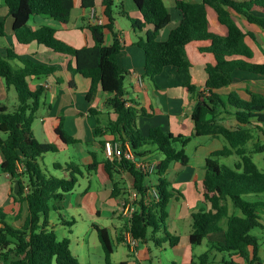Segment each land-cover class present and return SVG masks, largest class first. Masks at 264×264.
Masks as SVG:
<instances>
[{
	"label": "trees",
	"instance_id": "1",
	"mask_svg": "<svg viewBox=\"0 0 264 264\" xmlns=\"http://www.w3.org/2000/svg\"><path fill=\"white\" fill-rule=\"evenodd\" d=\"M174 2L180 20L166 40L160 39L161 33L173 19L164 0H134L140 18H133L125 12L123 3L118 8H121L120 13L129 20L135 31L141 32L150 27L144 37H139L137 44L145 56V79L156 83V78L169 67L190 74L193 64L187 46L194 42H209L210 45L201 47L200 51L215 57V64H208L205 69L207 81L203 91L199 92L191 77L184 83L190 94H197L200 98L192 113L193 136L224 138L229 145L213 153L206 161L202 191L208 207L193 213L190 242L193 246H200L210 235L223 234V240L213 245L217 252L230 257L239 256L247 264H262L258 258V240L250 232L255 228H264L259 215L260 209L264 210V171L252 157L254 153L264 152V146L255 145L253 151H249L247 146L253 139V133L261 131L264 126V93L247 89L248 99H243L234 93L225 96L221 91L230 87L240 72L254 74L264 80V62H251L253 51L245 42L247 35L254 38V34L245 33L233 16L236 13L249 24L264 30V0ZM6 6L13 19L14 36L20 44L36 42L54 53L74 58V65L70 63L68 69L72 74H79L90 81L86 95L88 103H93L100 91L108 95L105 104L110 115L114 114L116 119H110L106 128L97 126L95 137L101 138L103 148L108 141L104 136L108 133L112 141L129 142L138 157L146 155L147 151L143 150L146 146H153L164 156L157 173L160 200L150 207L144 204L150 188L145 185V174L126 162L107 159L104 166L113 182L122 171H127L133 178L134 189L140 194L139 211L134 215L130 227L134 237L143 242L153 238L157 242L156 236L160 230H164L165 240L171 246L178 245L179 237L166 232L167 207L174 194L164 175L174 162L188 164V156L178 146H186L189 138L165 132L159 127L144 134L138 124L144 111L127 105L126 79L130 73L119 62L122 45L115 28V0H103L104 24L88 26L94 45L82 48H75L59 39L56 29L51 26L34 29L30 25V20L35 16L68 24L75 8L74 0H6ZM80 8L94 9L95 0H81ZM208 8L214 10L219 24L227 30L226 35L211 31ZM108 32L113 36L110 45L106 44ZM5 35V25L0 23V39ZM15 60L21 65L14 66L12 61ZM57 71L54 66L22 59L10 48L6 54L0 52V76L17 93L14 110L0 106V131L6 134V138L0 136V151L4 156L1 169L14 185L11 192L14 203L27 206L26 219L19 228L10 222V214L0 208V264H81L71 251L70 240H59L57 234L48 229L50 202H56L53 208L60 213L62 203L77 188L84 170H96L99 163L93 154L94 161L87 167L73 162L65 167L54 165L56 170L68 172V177L48 175L40 158L59 152L60 148L52 143L39 142L32 129L43 104L45 88L32 89L31 80L55 77ZM89 112L92 116L98 115L94 108H90ZM225 113L234 116L239 126L228 127L222 120ZM55 133L66 146L82 143L65 131L63 120L55 127ZM234 154L241 158L239 163L233 167L221 163L220 158ZM121 191L116 181L112 197L117 198ZM247 196H263V201L252 203L245 199ZM231 205L236 212L231 211ZM16 217L21 219V209ZM223 221L226 222L224 227ZM74 223L69 225L73 226ZM94 228L104 250L105 261L111 264L114 253L111 235L106 228L97 225ZM209 262L210 253L207 251L191 264ZM225 264L235 263L226 260Z\"/></svg>",
	"mask_w": 264,
	"mask_h": 264
},
{
	"label": "crops",
	"instance_id": "2",
	"mask_svg": "<svg viewBox=\"0 0 264 264\" xmlns=\"http://www.w3.org/2000/svg\"><path fill=\"white\" fill-rule=\"evenodd\" d=\"M187 1L199 2V0ZM74 4L75 8L72 12V18L66 25L42 16L33 17L30 20V25L34 29L44 25L55 28L57 37L69 45L75 46L76 43L80 42L82 44L80 48L83 46H93L94 42L88 29L89 25H94L91 19L92 10L81 9V0H74ZM76 9H80L81 12L77 14L75 22L71 24ZM94 10L97 12V16L104 17L103 0H95ZM124 10L133 18L141 17V14L135 7L134 0H132L131 8L127 10L124 6ZM174 10L176 11L175 2ZM176 15L178 17L175 18V23H173L174 16L172 14L173 21L161 33V40H166L171 30L178 25L180 19L177 11ZM120 16L125 17L121 13ZM208 16L211 31L215 34L226 35V28L219 24L216 13L213 15L209 14V8ZM233 16L245 33L254 34V38L249 35L245 38V42L253 51L251 62L263 63L264 30L257 25L249 24L243 17L236 13H233ZM0 23H4L6 32L5 37L0 39L1 53L6 54V50L10 48L22 59H32L49 66H54L58 69L55 77L31 80L32 89L41 86L45 88L43 104L37 114H39V112H46V110L49 111L45 117L40 116V122L32 127L35 138L43 143L57 145L60 151L67 149L68 146H66L55 133V127L63 120L65 131L72 137L82 141L81 144L71 145L79 146L81 150L83 149L82 153L85 162L78 165L84 167L89 166L94 161L93 154L99 163L96 170L87 172L86 177L89 181V187L81 196L82 205L90 209V212H88L90 224L85 227V230L87 229L86 232L80 233L81 237H83V241L80 243L81 246L80 244L77 245L78 249L84 254V263L81 264H107L104 250L94 228L95 225L106 228L111 235L114 244L111 264H191L201 256L202 254L196 252L197 246H193L190 242V235L193 227L192 215L200 209L208 207L202 191L207 159L210 158L213 153L221 151L229 145L224 138L193 136L195 128L192 121V113L200 98L197 94H190L184 87V83L191 77L192 83L198 86L199 92L204 90L207 81L205 69L208 64H215V57L210 53H202L200 48L209 46L210 43L194 42L187 46V52L193 64L190 74L179 72L175 68L169 67L156 78V83H153L143 76L145 56L142 49L137 45L136 40L132 38L128 41L125 40L122 33L116 29L122 45L119 62L122 68L130 73L126 79L127 105L144 111V114L138 121L139 127L142 129L143 133L147 135L152 128L159 127L165 132H171L176 136L182 135L189 138L186 146H178V149L184 150L188 156V164L183 165L180 162H174L164 175V179L169 183L174 194L168 205L166 232L174 237H179L180 241L178 245L171 246L170 242L165 240V231L160 230L156 236L157 242H155L153 238L145 242L139 241V245L132 250L124 243L129 219L120 213V206L122 201L126 198L128 186L133 185V178L127 171H122L120 175H117L115 177V182H119L122 191L117 198L112 197L115 182L111 180L105 170L104 162L107 158L104 154V149L100 145L101 138L95 137L97 126L106 128L110 119H116L114 114L111 113L110 115L106 107L105 103L108 99V95L100 91L94 102L91 104L88 103L87 110H84V107L79 105L76 95V92H78L77 83L80 82L83 77L79 74H72L68 69L70 63L74 65V58L54 53L36 42H32L28 45L20 44L14 36L13 19L6 6V0H0ZM213 26L214 28H212ZM148 29H150V27L140 32L132 28V32L139 41V37H144ZM77 32H81L80 35H78ZM108 33L106 34V44L110 45L113 42V36L111 33ZM108 35L110 37H107ZM136 46H138L139 49L135 48ZM12 64L14 66L21 65L18 60L12 61ZM140 78H142L143 83H140ZM83 79L85 80V78ZM89 88L90 81L88 80L85 93L89 91ZM247 89L264 93V80L254 74L240 72L236 75L233 84L222 90L221 93L225 96L234 93L243 99H248L246 93ZM16 101V90L13 87L7 86L4 78L0 76V106L4 105L11 110V105H15ZM80 108L82 110H80ZM90 108L96 109L98 115L92 116L89 112ZM229 111L232 112V109L229 108ZM84 118H86V122L83 121ZM222 120L230 128L239 126V123L232 115L228 116V114L225 113ZM259 132L264 134V129L261 131L259 130ZM37 135L42 137V140H40ZM0 136L4 138L5 135L0 131ZM104 139L111 140L112 137L110 134L106 133ZM143 150L147 151L146 155L143 157L147 160H155L159 163L164 159V156L156 151L153 146H146ZM3 161L4 156L0 151V189H5V191H7L9 199L8 202L6 200L5 204L2 202L0 208L5 209L10 214V219H13L14 226L19 228L26 219L27 209H25V205L20 206L14 203L11 197L14 185L9 176L2 172L1 166ZM68 175V172L65 171V177H68ZM83 177L85 176L83 175ZM94 178H99L97 186H93ZM158 179V176L147 178L145 185L148 187L156 185ZM73 192L66 196L64 202L68 200L69 202H76ZM20 209L22 211V217L18 219L16 215ZM63 210L59 213L60 217H55L56 220H53L54 223L51 224L49 222L48 229L53 230L56 234L57 230H59L62 233V239L68 238L72 246V239L70 236H67V229L65 227L67 226V218L62 215ZM173 214L174 217H172ZM85 220L86 219L83 218L84 222H86ZM74 222L76 223V221ZM71 231L72 230H70V235H73ZM81 237L76 235L75 240L80 241ZM96 239L98 244L95 242ZM222 240L223 234H214L210 235L204 242H207V247L210 250L215 243L221 242ZM91 241L93 245H91ZM153 245L156 246L157 251L153 249ZM169 250L171 253H169ZM120 251L123 252L125 258L116 261L115 255ZM213 251L214 253L212 256H214L213 258L217 261L218 252L215 251V249ZM157 253L161 255V258L159 257L157 263H153V255ZM163 254L166 256V260L162 259V256H164ZM233 257L231 258L235 264H247L241 257ZM225 261L226 259L223 256L220 258L219 264H225Z\"/></svg>",
	"mask_w": 264,
	"mask_h": 264
},
{
	"label": "rangeland",
	"instance_id": "3",
	"mask_svg": "<svg viewBox=\"0 0 264 264\" xmlns=\"http://www.w3.org/2000/svg\"><path fill=\"white\" fill-rule=\"evenodd\" d=\"M115 3H116V7H115V9H116V25H115V28L122 33V36L125 40L128 41V40H130V38H132V39L136 40V42L138 44V39L135 38V35L132 32L131 23L129 22V20L126 17L120 16V9L121 8H118L121 6V3H123L125 8L127 10H129L131 8L132 0H115ZM165 3L168 6V8L170 9V11L172 12V14L174 16L173 23H175V20H176L175 18L178 16L176 15V11L174 10V0H165ZM80 12H81L80 9L75 10L71 24H73V22H75V17ZM209 14L210 15L215 14L214 10L209 8ZM212 28H214V26ZM80 33L81 32H77L78 35H80ZM107 37H110V36L108 35ZM81 39H82V37H81ZM81 46H82V44L80 42H78L73 47L80 48ZM135 48L139 49L138 46H136ZM87 82H88V80H86V79L84 80L82 78L80 80V82L77 83V85H78L77 91L78 92H76V95H77L78 101H79V105L83 106L84 110H87V108H88V102L86 100L87 93H85ZM11 106H12L11 110H14V108L17 106V101H16L15 105H11ZM80 110H82V109L80 108ZM76 111L78 112L77 109H76ZM48 112H49L48 110H46V112H39V114H37V116L34 119L33 126H35L37 123L40 122V116L45 117ZM83 121L86 122L87 121L86 118H84ZM263 129H264V126H263ZM4 135L6 136V134H4ZM5 136H4V138H6ZM39 138H40V140H42L41 139L42 137H39ZM39 142H41V141H39ZM255 145H259V146L263 145L264 146V134L259 132V131H255V133H253V139L251 140V142H249V144L247 146L248 150L249 151L255 150ZM82 150H81V148H79V146H68L67 149H63L59 152L48 153V154L43 155V157L40 158V163L48 175L64 178L65 177V171L64 170L63 171L62 170H56L54 168V165L59 164V165H62L65 167L66 164L71 163V162H74L77 164L84 163L85 160L83 157ZM252 157H253L254 162L257 164V166L262 171H264V152L254 153V154H252ZM220 161L222 164L233 167L236 163H239L241 161V158L238 155L234 154L228 158H220ZM84 176L85 177L79 178V185H77V188L73 192L75 194L76 202L73 203L72 201L69 202V200H68V201L62 203V206L64 208L62 215L67 218V220H66L67 226H65L67 229V236H70V238L72 239L73 245L71 246V249H72L73 254L76 257L79 256L77 258H78L80 263H84V254L77 247V245L83 241V237H81L80 233L86 232L87 229L85 230V227L89 226V224H90V221H89L90 216L88 213V212H90V209L88 207H86L85 205H82V197H81L82 194L85 193L89 187V181L87 180V177H86L87 172L85 170H84ZM98 179L99 178H97V179L94 178L93 186L98 185ZM70 197H69V199H70ZM245 199L249 202H252V203L253 202H260V201H263V196H247V197H245ZM6 200H7V202L9 200L7 191H5V189L4 190L0 189V204L2 202H4V204H5ZM55 204H56L55 201L50 202L49 222L51 224L54 223L53 220L55 219V217H60L59 213H57V211L53 208ZM25 207H26L25 209H27L26 205H25ZM167 211H168V207H167ZM231 211L233 213L236 212V210L232 207V205H231ZM259 215L261 217V221L264 224V210L263 209H260ZM172 217H174V214L172 215ZM189 217H191V216H189ZM81 218H82V220H81ZM83 218L86 219L85 220L86 222L83 221ZM74 221H76V223H74L73 226H70L69 223L74 222ZM10 222L14 223L13 219H10ZM222 226L223 227L226 226L225 221L222 222ZM70 230H72L71 232L73 233V235L72 234L70 235ZM250 234L255 236L258 240V249H259L258 250V258H259L260 263L264 264V228H255L250 232ZM57 235H58L59 240H62V233L59 230H57ZM76 235L81 237L80 241L75 240ZM95 242L98 244L97 239L95 240ZM206 243L207 242H204L203 245L196 247V252L198 254L206 253L209 250ZM91 245H93L92 241H91ZM80 246H81V244H80ZM152 247H153V249H155L157 251V248L155 245H153ZM213 250H214V248L212 246L211 249L209 250V253H210L209 264H219L220 258L223 256L225 257L226 260L233 261L232 258L228 254L219 253V252L217 255L218 258H216L217 261H215V258H213L214 256H212L214 253ZM123 251L125 252L124 249H123ZM169 253H171L170 250H169ZM160 256L161 255L159 253H157L156 255H153V263H157ZM124 258H125V256H124L123 252H121V251L117 252L115 255L116 261H119V260L124 259ZM162 259L166 260V256L165 255L162 256Z\"/></svg>",
	"mask_w": 264,
	"mask_h": 264
},
{
	"label": "built area",
	"instance_id": "4",
	"mask_svg": "<svg viewBox=\"0 0 264 264\" xmlns=\"http://www.w3.org/2000/svg\"><path fill=\"white\" fill-rule=\"evenodd\" d=\"M91 19L94 24L103 25L104 17L97 16V12L91 9ZM140 78V83L142 82ZM104 154L110 161H118L119 163L126 162L132 164L137 170L146 175L147 178L157 176L158 173V161L147 160L143 157H138L132 149L129 142L112 141L108 140L104 145ZM160 193L157 189V184L149 188L148 196L145 200V206H152V203L159 202ZM140 194L134 189L133 185L128 186L126 198L122 201L120 206V213L124 217H128V228L125 234L124 243L129 246L130 249L134 250L139 245V239L135 238L130 227L131 221L134 215L139 211Z\"/></svg>",
	"mask_w": 264,
	"mask_h": 264
}]
</instances>
